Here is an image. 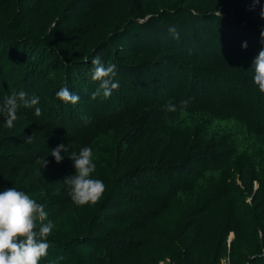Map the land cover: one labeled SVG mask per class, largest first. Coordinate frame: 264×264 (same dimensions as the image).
I'll list each match as a JSON object with an SVG mask.
<instances>
[{"label": "trees", "instance_id": "trees-1", "mask_svg": "<svg viewBox=\"0 0 264 264\" xmlns=\"http://www.w3.org/2000/svg\"><path fill=\"white\" fill-rule=\"evenodd\" d=\"M261 5L0 0V104L39 97L12 128L0 116V191L14 186L45 206L54 227L39 264H264V94L250 69L264 48ZM170 27L215 50L185 56ZM97 55L116 64L119 88L93 100ZM63 87L76 104L57 99ZM61 143L71 147L57 163ZM83 146L106 191L78 207L63 179Z\"/></svg>", "mask_w": 264, "mask_h": 264}, {"label": "clouds", "instance_id": "clouds-1", "mask_svg": "<svg viewBox=\"0 0 264 264\" xmlns=\"http://www.w3.org/2000/svg\"><path fill=\"white\" fill-rule=\"evenodd\" d=\"M260 4L261 0H252V8L249 10H255L256 5ZM259 15L264 19V5L260 6ZM169 33L174 39H179V32L175 27H170ZM260 43L264 45V28L260 30ZM242 48H247L246 42L242 44ZM84 62L87 63L88 59L85 58ZM91 66V80L98 82V87L90 94V98L95 100L101 94L104 98H109L113 90L119 88V83L114 82L116 64L109 62L105 65L97 55L91 59ZM250 69L254 73V84L259 92L264 94V48L259 50ZM56 97L64 104H76L79 100V96L73 94L67 87L61 88ZM38 103L39 97L33 96L29 99L23 91L4 97L3 103L0 104V116L4 118L5 126L8 128L14 126V121L19 119L17 113L21 105L31 108ZM187 103L181 101V106L186 107ZM165 107L169 112L177 110V106L172 103ZM34 115L37 117L41 115L39 107H35ZM32 138L33 135L27 136L26 142L30 143ZM70 147L61 143L51 150L50 155L60 163L64 158L61 153H68ZM68 156L73 161L75 172L64 178L63 183L67 186L71 201L78 207L97 204L103 198L106 185L102 180L93 178L96 164L93 162L92 148L83 146L78 153L73 151ZM36 163L44 169L49 161L46 157H41ZM53 227L45 206L29 194L17 190L14 186L0 191V264H39L48 254L50 247L48 236Z\"/></svg>", "mask_w": 264, "mask_h": 264}, {"label": "rangeland", "instance_id": "rangeland-1", "mask_svg": "<svg viewBox=\"0 0 264 264\" xmlns=\"http://www.w3.org/2000/svg\"><path fill=\"white\" fill-rule=\"evenodd\" d=\"M177 31H179V30H177ZM179 33H180V31H179ZM191 35H189L188 34V32L187 33H184V32H182V34H181V37H179V39L177 40V43H178V45H179V47H180V49H181V51H182V53H184V55L185 56H191V55H194V56H196V57H200L201 55H205V54H207L209 51H211V50H215V48H211V47H209L208 49H201V48H197V47H195V46H200V37L198 38V42H193V41H191ZM150 39V41H148V42H150L151 43V40H152V38H149ZM157 39V40H156ZM154 41V40H153ZM155 41H159V42H161V41H163V37L162 36H157L156 38H155ZM154 41V42H155ZM195 44V45H194ZM188 48V49H187ZM211 48V49H210ZM240 55H238V57H239ZM49 139V138H48ZM45 142V143H44ZM44 142H42V144L44 145V147L42 148V149H46L47 147V143H48V140H46V141H44ZM41 144V145H42ZM42 145V146H43ZM233 238V233H230L229 235H228V243L231 241V239ZM223 263L224 264H228L227 262H224L223 261Z\"/></svg>", "mask_w": 264, "mask_h": 264}]
</instances>
